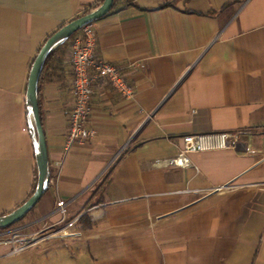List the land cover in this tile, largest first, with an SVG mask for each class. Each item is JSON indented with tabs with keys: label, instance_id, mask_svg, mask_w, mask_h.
Returning <instances> with one entry per match:
<instances>
[{
	"label": "crops",
	"instance_id": "1",
	"mask_svg": "<svg viewBox=\"0 0 264 264\" xmlns=\"http://www.w3.org/2000/svg\"><path fill=\"white\" fill-rule=\"evenodd\" d=\"M97 1L0 0V216L34 182L30 63ZM125 1L92 25L98 59L134 66L135 97L94 84L84 126L96 135L64 154L71 72L68 50L56 54L38 85L49 186L19 230L55 224L63 200L82 236L38 245V264H264V0ZM204 134L230 147L192 154L198 172L170 165L184 137Z\"/></svg>",
	"mask_w": 264,
	"mask_h": 264
},
{
	"label": "built area",
	"instance_id": "2",
	"mask_svg": "<svg viewBox=\"0 0 264 264\" xmlns=\"http://www.w3.org/2000/svg\"><path fill=\"white\" fill-rule=\"evenodd\" d=\"M97 35L92 23L85 25L79 33L68 43V64L71 72V96L73 106L65 131L63 153L68 154L76 144L93 138L94 130L85 128L84 124L89 113V103L93 94V86L99 81H104L110 89L116 92L123 100L131 101L135 97V89L128 83L124 76L127 67L105 63L96 57ZM136 67H140L136 65ZM229 134H204L186 136L183 138V147L178 154L169 160L170 165L176 168L198 169L191 162L190 156L194 153L222 150L230 147ZM230 184L213 188L209 194L222 193L232 190ZM55 212L59 220L49 226L41 227L31 232L18 233L11 231L12 236L6 239L7 234L0 232V246L9 248L7 256L18 254L28 248L38 246L51 240H75L82 236L78 228L79 218L67 219V202L58 200Z\"/></svg>",
	"mask_w": 264,
	"mask_h": 264
},
{
	"label": "water",
	"instance_id": "3",
	"mask_svg": "<svg viewBox=\"0 0 264 264\" xmlns=\"http://www.w3.org/2000/svg\"><path fill=\"white\" fill-rule=\"evenodd\" d=\"M113 3L114 0H103L96 8L64 24L46 39L36 54L28 72L25 92L27 127L34 152L36 184L33 193L20 206L0 216V229H7L21 220L37 204L49 186L48 155L38 106V84L45 60L82 27L109 14Z\"/></svg>",
	"mask_w": 264,
	"mask_h": 264
},
{
	"label": "trees",
	"instance_id": "4",
	"mask_svg": "<svg viewBox=\"0 0 264 264\" xmlns=\"http://www.w3.org/2000/svg\"><path fill=\"white\" fill-rule=\"evenodd\" d=\"M103 0H99V1H97L96 3H94L93 5H91L90 7H88L87 9H85L80 15H78V16H76L74 19H76V18H78V17H80L81 15H83V14H86L87 12H89L90 10H92V9H94V8H96L101 2H102ZM131 2L130 1H125L122 5H128V4H130ZM121 5L119 4V2H118V0H114V3H113V7H112V10L111 11H114V10H117V9H119V7H120ZM79 33V31L78 32H76V33H74L65 43H63L62 45H60L59 47H57L54 51H52L48 56H47V58H46V60H45V63H44V67H43V70H42V73H41V76H40V79H39V82H40V80H41V78H42V76H43V74L45 73V71H47L48 70V68H49V65H50V63L51 62H53L54 60L55 61H57V63L58 64H60V63H62V60L64 61V59H62V57L60 56L59 58H57V59H55V57H56V54L57 53H62L63 55L66 53V51L68 50V43H69V41L73 38V37H75L77 34ZM52 35V34H51ZM50 37V36H49ZM40 49V48H39ZM39 51V50H38ZM38 51H37V53H38ZM36 53V54H37ZM35 58V57H34ZM34 58L32 59V61H31V63H30V66H29V69H30V67H31V65H32V63H33V60H34ZM29 72V71H28ZM39 85V84H38ZM35 184H36V169H35V171H34V182H33V187H32V191H31V193H30V195L33 193V190H34V188H35ZM29 195V196H30ZM28 196V197H29ZM33 209V208H32ZM31 209V210H32ZM30 210V211H31ZM29 211V212H30ZM29 212L21 219V220H19L18 222H16L15 224H13L12 226H10V227H8L7 229H0V232H5L6 230H9V229H11V228H13V227H15V226H19V225H21L23 222H24V220L26 219V217L28 216V214H29Z\"/></svg>",
	"mask_w": 264,
	"mask_h": 264
},
{
	"label": "rangeland",
	"instance_id": "5",
	"mask_svg": "<svg viewBox=\"0 0 264 264\" xmlns=\"http://www.w3.org/2000/svg\"><path fill=\"white\" fill-rule=\"evenodd\" d=\"M19 226H15L9 229L8 233L10 234H7V236H4V237H6L7 239L8 237L12 236L13 234H11L12 233L11 231L19 230ZM17 232L21 234L24 233L23 230L22 231L19 230ZM38 247L39 246H34L18 254L8 256L4 259H0V264H38V258L36 257V254L34 252L35 249H38ZM47 256H49V254Z\"/></svg>",
	"mask_w": 264,
	"mask_h": 264
}]
</instances>
